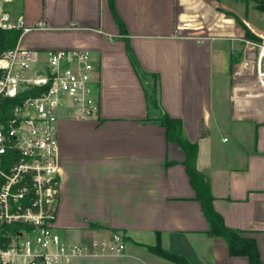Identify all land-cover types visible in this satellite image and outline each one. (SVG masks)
I'll return each instance as SVG.
<instances>
[{
	"label": "crops",
	"instance_id": "crops-1",
	"mask_svg": "<svg viewBox=\"0 0 264 264\" xmlns=\"http://www.w3.org/2000/svg\"><path fill=\"white\" fill-rule=\"evenodd\" d=\"M211 1L219 18L203 0H114L126 33H120L107 0L4 4L12 19L22 17L30 28L22 30L16 46L85 50L95 64L98 114L80 119L64 112L58 121L57 225L65 237L76 232L79 239L98 230L121 231L126 255L80 258L75 264H176L148 250L157 242L190 264H249L207 233L182 164L184 151L167 142L164 128L152 120L165 112L179 118L184 135L198 144L196 167L210 182L211 209L219 222L253 238L264 264V123L233 117V84L223 95L227 68L218 65L227 46L228 69L243 59L237 47L253 51L231 39L244 37L240 20L255 33L264 32L227 0ZM126 40L142 69L158 74L157 106L147 103ZM152 82L145 78V84ZM166 160L172 163L166 166ZM91 223L106 228L91 229Z\"/></svg>",
	"mask_w": 264,
	"mask_h": 264
},
{
	"label": "built area",
	"instance_id": "built-area-1",
	"mask_svg": "<svg viewBox=\"0 0 264 264\" xmlns=\"http://www.w3.org/2000/svg\"><path fill=\"white\" fill-rule=\"evenodd\" d=\"M9 1L0 0V29L29 30L22 17L11 18L4 6ZM259 38L244 39L253 48L247 53L254 57V69L235 77L230 102L234 118L264 123V38ZM94 71L85 50L15 46L0 54V264H75L80 258L126 255L121 231L98 230L71 241L57 225L59 116L98 114ZM33 89L35 95L14 102Z\"/></svg>",
	"mask_w": 264,
	"mask_h": 264
},
{
	"label": "trees",
	"instance_id": "trees-1",
	"mask_svg": "<svg viewBox=\"0 0 264 264\" xmlns=\"http://www.w3.org/2000/svg\"><path fill=\"white\" fill-rule=\"evenodd\" d=\"M109 7L112 11L114 20L119 27L120 33H126L124 24L114 8V0H107ZM220 1V0H216ZM246 3L253 1L255 3V9L259 11H264V0H243ZM205 5L210 6L214 9L215 14L219 18L221 14L219 11H216V3L211 0H203ZM246 24L240 20V34H242V24ZM247 25V24H246ZM22 30L21 29H0V54L3 51L14 48L17 45V41L20 37ZM249 27H245L244 37L248 40L259 41L260 38H264V35L255 33ZM259 36V37H258ZM126 53L128 55L129 61L134 68L136 74L138 75L140 81L144 85V91L147 103L152 106H157L159 103V94H160V85L158 81V74L148 73L139 65L135 55L133 54L129 42L126 40ZM151 76L153 79L152 84H145V78ZM38 89H33L30 92L20 94L15 99L14 102H19L28 95H35ZM154 122L158 123L165 130V139L167 142L177 143L182 150L184 151L185 157L182 161L186 169V173L189 178L190 185L195 191V199L200 204V209L203 216L205 217L208 223V234L210 236L220 237L224 240L228 247L229 254L232 256H246L248 258L249 264H262L259 256L256 242L251 237H245L242 235V232L227 227L219 222L218 216L212 211L211 204L213 200V195L211 191V186L206 175L201 173L196 167V158L198 153V144L197 142L190 141L183 133L182 122L179 118L171 117L166 112L163 113L160 117L152 119ZM203 135V132L202 134ZM172 162L165 161V165H169ZM91 229H105L106 227L97 224L91 223ZM148 250L151 252L166 258L176 264H190L186 258L182 255L171 252L167 249L162 248L159 245V242L155 246H147Z\"/></svg>",
	"mask_w": 264,
	"mask_h": 264
},
{
	"label": "rangeland",
	"instance_id": "rangeland-1",
	"mask_svg": "<svg viewBox=\"0 0 264 264\" xmlns=\"http://www.w3.org/2000/svg\"><path fill=\"white\" fill-rule=\"evenodd\" d=\"M228 3H231L233 5V7H235V9L244 15V18L246 19V21L248 23H250L256 30L264 32V11H259L257 9H255V3L253 1H249V2H245L243 0H227ZM235 9H233L234 11H236ZM244 21V20H243ZM242 24V29L245 32V27H247L245 24ZM248 28V27H247ZM234 41L237 42H243V46L249 45L247 42H244V39L242 36H235L231 38ZM260 41V40H259ZM240 45V44H239ZM229 47H225L224 48V52L226 54V58H219V64H222V68L226 69L225 74H222L223 77V95L224 93H227L228 91V87L231 86L233 83H235V81L230 82V78L231 76L235 75V74H239V73H246V72H251L254 69V57L250 54V53H243V51H241V49L239 47H237V52L241 55V57L243 56V59L240 63V65L235 63L232 64L231 68L228 69V65L230 62V56L228 55ZM227 65V66H226ZM232 83V84H231ZM224 107V106H223ZM65 113L61 112L60 116L62 117ZM59 116V117H60ZM69 240L71 241H78V235L76 232L70 233L68 235Z\"/></svg>",
	"mask_w": 264,
	"mask_h": 264
},
{
	"label": "bare ground",
	"instance_id": "bare-ground-1",
	"mask_svg": "<svg viewBox=\"0 0 264 264\" xmlns=\"http://www.w3.org/2000/svg\"><path fill=\"white\" fill-rule=\"evenodd\" d=\"M246 42V41H245ZM237 64V66H238V64L240 65V63H236Z\"/></svg>",
	"mask_w": 264,
	"mask_h": 264
}]
</instances>
